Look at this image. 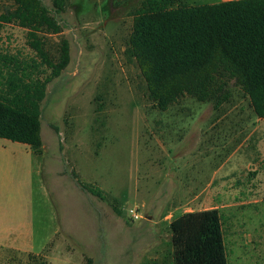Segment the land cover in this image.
Returning <instances> with one entry per match:
<instances>
[{"label": "rangeland", "instance_id": "374dc122", "mask_svg": "<svg viewBox=\"0 0 264 264\" xmlns=\"http://www.w3.org/2000/svg\"><path fill=\"white\" fill-rule=\"evenodd\" d=\"M41 1L62 32L40 37L55 60L67 39L71 62L40 102L41 157L0 138V264H173L170 223L213 208L228 264H264V120L237 80L219 108L186 97L161 112L125 56L143 0H65L62 13ZM13 8L0 0V14ZM28 40L0 23V99L23 73L51 74Z\"/></svg>", "mask_w": 264, "mask_h": 264}, {"label": "trees", "instance_id": "16d2710c", "mask_svg": "<svg viewBox=\"0 0 264 264\" xmlns=\"http://www.w3.org/2000/svg\"><path fill=\"white\" fill-rule=\"evenodd\" d=\"M65 2L54 0L57 13L64 11ZM0 23L28 30L29 46L51 71L44 81L33 82L23 73L29 81L18 78L12 84L14 97L0 99V138L28 145L35 155H42L40 102L47 85L69 66L70 43L61 41L57 60L50 55L40 34H59L62 25L41 0H14L13 10L0 14ZM125 56L137 64L148 98L161 112L186 97L219 108L230 98L226 87L233 78L255 115L264 119V0L199 6L180 0H143L133 13ZM75 178L83 190L106 200L101 189ZM117 202L112 199L113 210L121 217ZM170 231L173 264H228L217 209L185 213L170 223Z\"/></svg>", "mask_w": 264, "mask_h": 264}, {"label": "crops", "instance_id": "0c3cea01", "mask_svg": "<svg viewBox=\"0 0 264 264\" xmlns=\"http://www.w3.org/2000/svg\"><path fill=\"white\" fill-rule=\"evenodd\" d=\"M229 1H236V0H218L219 3H221V2H229ZM258 119H259V118H258ZM260 120H264V119H260ZM256 129L259 130L258 127H256ZM256 129H255V131H256ZM31 152H32V154H33L34 156H36V157H41L40 155H35V154L33 153L32 149H31Z\"/></svg>", "mask_w": 264, "mask_h": 264}, {"label": "built area", "instance_id": "2783aa9c", "mask_svg": "<svg viewBox=\"0 0 264 264\" xmlns=\"http://www.w3.org/2000/svg\"><path fill=\"white\" fill-rule=\"evenodd\" d=\"M134 219L135 220H139V216L138 215H134Z\"/></svg>", "mask_w": 264, "mask_h": 264}]
</instances>
